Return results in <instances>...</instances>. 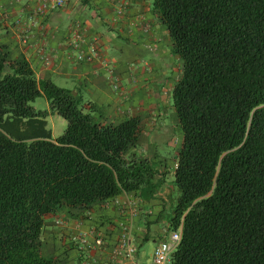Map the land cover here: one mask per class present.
<instances>
[{
    "label": "trees",
    "instance_id": "obj_1",
    "mask_svg": "<svg viewBox=\"0 0 264 264\" xmlns=\"http://www.w3.org/2000/svg\"><path fill=\"white\" fill-rule=\"evenodd\" d=\"M153 7L182 61L172 93L182 141L167 222L170 231L182 225V240L172 262L264 264V0ZM40 97L49 110L32 105ZM49 115L67 123L57 138ZM141 133L138 117L101 123L81 93L38 80L0 45V264H63L41 241L59 209L157 194L167 173L156 158L131 152ZM161 205L149 225L164 219Z\"/></svg>",
    "mask_w": 264,
    "mask_h": 264
},
{
    "label": "crops",
    "instance_id": "obj_2",
    "mask_svg": "<svg viewBox=\"0 0 264 264\" xmlns=\"http://www.w3.org/2000/svg\"><path fill=\"white\" fill-rule=\"evenodd\" d=\"M40 2L0 0V45L9 58L27 61L38 80H49L81 93L95 105L101 123L118 124L130 117L140 118L142 133L131 152L152 157L161 135L158 130L164 128L158 122L170 117L179 129L172 93L182 75V61L172 53L168 30L154 9L153 0H65L63 7L37 16ZM32 19L38 25L32 24ZM77 24L81 25L85 41L82 50L95 52L99 57L92 64L75 59L77 52L71 43ZM42 49L52 56L51 64L47 65L41 57ZM115 79L119 81L117 89ZM50 116L53 122L60 118H46L48 129L57 138L60 134L56 125L49 126ZM58 122L65 126L63 121ZM151 140L155 141L152 145ZM181 141L182 135L170 156L160 155L159 151L155 154L162 163L161 171L167 173V182L157 194L150 196L145 190L124 193L95 203L89 210L63 208L47 216L41 236L45 255L63 264H133L123 247L127 237L136 248V256L144 239H151V228H156L157 241L163 240L169 227L159 228L162 221L151 225L148 221L164 209L163 191L168 187L173 190ZM118 249L122 254L114 257ZM151 260L152 257L147 264Z\"/></svg>",
    "mask_w": 264,
    "mask_h": 264
},
{
    "label": "built area",
    "instance_id": "obj_3",
    "mask_svg": "<svg viewBox=\"0 0 264 264\" xmlns=\"http://www.w3.org/2000/svg\"><path fill=\"white\" fill-rule=\"evenodd\" d=\"M65 5V0H41L37 10L36 15L37 16H44L46 13L53 12ZM125 10L123 8L120 12V14ZM32 24L38 25V22L35 19H32ZM27 38L25 39V41ZM84 38L82 33V28L80 24H77L75 26V33L74 37L72 39L71 47L73 50H75L76 56L75 59L78 62H87L89 64L94 63L95 60H97L99 57L95 52L92 53H85L82 50V47L84 45ZM40 55L45 61L47 65L51 64L53 59L52 56L46 51V49H42L40 51ZM109 74L113 75L112 70H108ZM114 86L117 89L119 86L118 79L114 80ZM59 224H62L61 221H58ZM182 240V225L177 230H169L167 231L166 237L159 241L154 248L153 256L151 260V264H173L172 262V256L177 251L180 243ZM123 247H125V253L127 257H129L134 264L137 258V252L135 246L131 244L130 238L127 237L125 241L123 242ZM121 247V249L123 248ZM121 249H118L114 251L113 255L114 257H120L122 254ZM88 264H102L101 262L91 261ZM136 264V262H135Z\"/></svg>",
    "mask_w": 264,
    "mask_h": 264
},
{
    "label": "rangeland",
    "instance_id": "obj_4",
    "mask_svg": "<svg viewBox=\"0 0 264 264\" xmlns=\"http://www.w3.org/2000/svg\"><path fill=\"white\" fill-rule=\"evenodd\" d=\"M33 106H35L38 110L45 111L47 109V101L44 97L38 98L34 103H32ZM55 117H59L56 116ZM59 120H56V122H53L51 116L48 118L50 124L49 126L52 127L53 125H56V131L62 135L67 127L66 121H64L61 117H59ZM57 119V118H56ZM58 121H63L65 123L64 127H61L59 125ZM165 121V123H163ZM159 125H162L164 128L159 129L158 132L161 133L160 138L156 140L155 146V153L153 154L152 158L159 159V156H155L157 151H159L160 155L170 154L174 151V147L177 146V142L181 138V130L174 126V122L172 123V120L170 117H165L162 121L158 122ZM166 126V127H165ZM50 127V128H51ZM154 140H151V145L154 144ZM154 152V151H153ZM171 187L166 188V190L163 191V203L166 205L167 209L164 215V219L162 220V223L159 224V228H165L168 225V221L172 216V206H170V203L168 201L169 194L171 192ZM156 215H153L150 217L153 221L156 219ZM164 222V223H163ZM153 230V231H152ZM156 228H151V239L148 242H145L143 245L139 246V254L136 258V262L138 261L139 264H147L148 260L151 259L153 256L154 248L156 247L158 243V236H156V232H154Z\"/></svg>",
    "mask_w": 264,
    "mask_h": 264
}]
</instances>
